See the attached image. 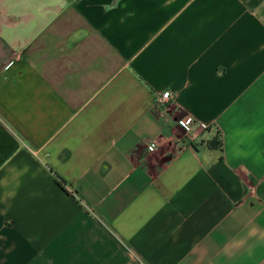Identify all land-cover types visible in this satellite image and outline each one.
<instances>
[{
	"label": "crops",
	"instance_id": "1",
	"mask_svg": "<svg viewBox=\"0 0 264 264\" xmlns=\"http://www.w3.org/2000/svg\"><path fill=\"white\" fill-rule=\"evenodd\" d=\"M0 264H264V0H0Z\"/></svg>",
	"mask_w": 264,
	"mask_h": 264
},
{
	"label": "built area",
	"instance_id": "2",
	"mask_svg": "<svg viewBox=\"0 0 264 264\" xmlns=\"http://www.w3.org/2000/svg\"><path fill=\"white\" fill-rule=\"evenodd\" d=\"M172 100L173 99L170 93L166 91L160 95L155 96L154 107L156 108L158 106L168 104ZM178 125L181 128H183V130L185 131L186 137L190 139L191 141L201 140L210 128V126L205 125L202 122H199V121L189 122L188 120H184V119L178 121ZM216 136H217L216 138H218V134ZM154 149H155V145L153 143L147 146L148 152H153Z\"/></svg>",
	"mask_w": 264,
	"mask_h": 264
},
{
	"label": "clouds",
	"instance_id": "3",
	"mask_svg": "<svg viewBox=\"0 0 264 264\" xmlns=\"http://www.w3.org/2000/svg\"><path fill=\"white\" fill-rule=\"evenodd\" d=\"M183 123V122H182Z\"/></svg>",
	"mask_w": 264,
	"mask_h": 264
},
{
	"label": "trees",
	"instance_id": "4",
	"mask_svg": "<svg viewBox=\"0 0 264 264\" xmlns=\"http://www.w3.org/2000/svg\"><path fill=\"white\" fill-rule=\"evenodd\" d=\"M212 146V145H211Z\"/></svg>",
	"mask_w": 264,
	"mask_h": 264
}]
</instances>
